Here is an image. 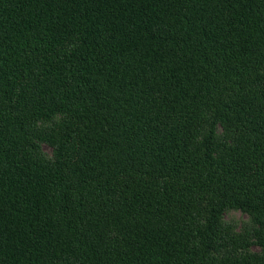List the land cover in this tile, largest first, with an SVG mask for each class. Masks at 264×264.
<instances>
[{
  "label": "trees",
  "instance_id": "trees-1",
  "mask_svg": "<svg viewBox=\"0 0 264 264\" xmlns=\"http://www.w3.org/2000/svg\"><path fill=\"white\" fill-rule=\"evenodd\" d=\"M0 264H264V0H0Z\"/></svg>",
  "mask_w": 264,
  "mask_h": 264
},
{
  "label": "rangeland",
  "instance_id": "rangeland-1",
  "mask_svg": "<svg viewBox=\"0 0 264 264\" xmlns=\"http://www.w3.org/2000/svg\"><path fill=\"white\" fill-rule=\"evenodd\" d=\"M42 149L45 154L48 156L52 155V149L48 147L47 145H43ZM225 220L229 222H235L236 226L240 229L244 223H248L250 221L249 217L242 211L240 210H230L225 213L224 215ZM252 248L254 250H258L257 246L253 245Z\"/></svg>",
  "mask_w": 264,
  "mask_h": 264
}]
</instances>
